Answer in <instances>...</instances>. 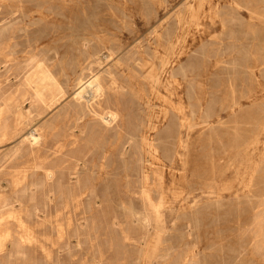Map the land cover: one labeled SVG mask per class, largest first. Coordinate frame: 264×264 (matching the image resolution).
<instances>
[{
  "label": "rangeland",
  "instance_id": "obj_1",
  "mask_svg": "<svg viewBox=\"0 0 264 264\" xmlns=\"http://www.w3.org/2000/svg\"><path fill=\"white\" fill-rule=\"evenodd\" d=\"M0 1V115L9 128L0 137V264H264V0H210L212 11L193 17L195 0ZM162 57L167 74L187 70L176 150L166 137L172 114L156 122L176 100L151 96L148 77L151 69L168 77ZM39 63L53 71L56 98L24 82ZM91 79L109 104L86 107ZM186 93L197 96L199 116ZM109 112L115 120L106 126ZM144 135L166 165L148 172L156 187L165 181L157 210L135 190L148 162ZM46 160L59 167L51 181Z\"/></svg>",
  "mask_w": 264,
  "mask_h": 264
},
{
  "label": "bare ground",
  "instance_id": "obj_2",
  "mask_svg": "<svg viewBox=\"0 0 264 264\" xmlns=\"http://www.w3.org/2000/svg\"><path fill=\"white\" fill-rule=\"evenodd\" d=\"M194 1V0H193ZM1 2V1H0ZM187 2V1H186ZM196 4H199L198 6H193V5H190L188 7V11L189 13L192 15L193 17V14L194 16L196 15L195 13H199L203 10L204 7H206L207 5H209V10H211V2L210 0H195ZM210 2V3H209ZM216 2V1H215ZM2 3V2H1ZM117 3V2H116ZM185 3V2H184ZM193 3V2H192ZM5 4V3H4ZM65 4V3H64ZM222 4V3H221ZM2 6V4H1ZM187 6V5H186ZM214 6V5H212ZM216 6V5H215ZM218 6V5H217ZM222 6V5H221ZM20 8V7H19ZM215 8V7H214ZM213 8V9H214ZM120 9V8H119ZM218 9V8H217ZM212 11V10H211ZM210 12V11H209ZM216 13V12H215ZM203 14V13H202ZM0 16H2V12L0 10ZM190 16V15H189ZM199 16V15H198ZM45 17V16H44ZM178 17V16H177ZM15 18V17H14ZM190 18V17H189ZM198 18V17H197ZM46 19V17L44 18ZM178 25H180V28L182 27V24H181V21H180V18H178ZM257 19V18H256ZM43 20V19H42ZM177 20V19H176ZM184 22V21H183ZM163 23V22H162ZM185 23V22H184ZM185 25V24H184ZM186 29V28H185ZM26 30V29H25ZM24 30V31H25ZM183 30V29H182ZM177 40V43L179 44L181 42V38H178L176 39ZM184 41V39H183ZM11 42V41H10ZM89 43V42H88ZM106 44V43H105ZM176 45V44H175ZM86 46V45H85ZM9 46L6 45V48L8 49ZM89 48V47H88ZM105 49V48H104ZM169 49L172 50L173 49V45L170 44L169 45ZM86 51V50H85ZM173 51V50H172ZM177 51V50H176ZM92 52V51H91ZM91 52H88L87 55L89 56L90 59H92L90 56L91 55ZM94 53V52H92ZM182 52H181V49L179 48V52L177 53L176 56H179L181 55ZM48 55V54H47ZM175 55V54H174ZM11 56V55H10ZM1 57V56H0ZM103 57V56H102ZM107 57V56H105ZM5 60L6 58L8 59L9 57L7 56H4ZM95 58V57H94ZM159 58V57H158ZM44 59V58H43ZM46 59V58H45ZM110 60V59H109ZM167 57H162L161 58V72H162V75H166L167 74V67L168 65L170 64L169 61L167 60ZM171 60V59H170ZM40 61V60H39ZM92 61V60H91ZM98 61V60H97ZM14 62V61H13ZM5 63H9L7 61H5ZM37 63V62H36ZM97 63V62H96ZM40 64V63H39ZM43 64V63H42ZM5 67H6V64H4ZM11 65V64H9ZM35 65V64H34ZM98 65V64H97ZM152 65V64H151ZM29 66V65H28ZM160 66V65H159ZM173 66V65H172ZM33 67V66H32ZM31 67V68H32ZM120 67V66H119ZM7 68V67H6ZM36 68V67H35ZM51 68V67H50ZM81 68V67H80ZM106 69V68H105ZM155 69V68H154ZM173 69V68H172ZM9 70V69H8ZM33 70V69H32ZM52 70V69H51ZM49 68H48V65L44 64V65H39L38 66V70H36V72L28 79H26V86L27 88L29 89V91H32L34 94H36L37 96H40V97H47V98H56V94H60V93H57L58 92V86L57 84L55 83V80L53 79L52 77V72ZM29 71V70H28ZM99 71V70H98ZM160 71V70H158ZM30 72V71H29ZM100 73V72H99ZM159 74V73H158ZM26 75V74H25ZM64 75V74H63ZM149 75V76H148ZM148 77H150L151 79V83H150V88H151V96H154V98H157L158 95H161L160 93L161 92H166L168 94H170L172 97L175 98L176 100V105H174L173 103V107L170 109V110H166V109H161V111L158 113V115L156 116V122H163L164 120H167L168 117L170 116V114H172V122L174 123L173 126L171 128H169V130L167 131V134H166V137L170 140V143L174 146V149L176 148L175 146L178 145V148L180 146V143H181V138H180V128H183L185 125H184V119L186 117V111L184 109V105L186 103L185 101V98L184 97H181L179 96V94H181L183 92V88H184V84L187 83V70H183V72L181 71L180 74L178 73L177 75L175 74H167L168 77H169V80L166 78V79H163L161 80V77H159V75H157L155 73V70L151 69L148 73ZM166 75V76H167ZM74 76V75H73ZM93 77V76H92ZM6 78V77H5ZM95 78V77H94ZM98 78V77H97ZM108 78H111V77H108ZM23 79V78H22ZM101 79V78H100ZM148 79V78H147ZM149 79V80H150ZM3 80V79H2ZM57 80V79H56ZM110 80V79H109ZM88 81V80H87ZM102 81V80H101ZM105 81V80H103ZM108 81V79H107ZM80 82V81H79ZM82 82V81H81ZM111 85L109 87V90L112 91L113 93L111 94L113 97H116L117 94H120L119 93V90L122 89L120 88L119 85L116 84L115 80L113 79L111 81ZM83 84V83H82ZM88 84V83H87ZM71 85V84H70ZM4 86V85H3ZM21 86V85H20ZM79 87H81L80 85H78ZM104 86V85H103ZM97 79H94L92 80L91 79V82L89 83L88 85V88H86V91L87 89H89L91 91V93H88L86 98L84 99L85 101V105L87 108H89L91 106V104H95L96 103V100L98 101L100 98H103V102H106L108 103V97H107V94H106V90L104 89L103 87ZM78 87V89H79ZM108 87V86H107ZM26 88V87H25ZM88 90V91H89ZM24 91V90H23ZM82 91V89L80 90ZM85 91V89H84ZM89 91V92H90ZM121 91V90H120ZM161 91V92H160ZM194 91V89H193ZM150 92V91H149ZM160 92V93H159ZM195 92V91H194ZM81 93V92H80ZM84 93V92H82ZM82 93L81 94H78L77 95V101H80L82 98H84V96H82ZM109 93V92H108ZM122 94V93H121ZM120 94V95H121ZM187 94V93H186ZM28 95V94H27ZM86 95V94H84ZM163 95V94H162ZM167 95V94H166ZM29 96V95H28ZM58 96V95H57ZM150 96V95H149ZM144 97L145 95L143 94L142 92V95H141V99L143 98L144 100ZM166 97V96H165ZM188 100V104L190 105V108L189 110L191 111V113L193 115H196V116H199V114L202 113V108L199 107V104L196 103V101L198 100L197 99V96H196V99H195V95L194 96H189L188 94L185 96ZM152 99V98H151ZM159 99V98H157ZM168 99V98H167ZM4 100V99H3ZM3 100H1L3 102ZM162 100V99H161ZM193 101H195V103H193ZM53 102V101H52ZM56 102V101H55ZM89 102H91L89 104ZM160 102V101H159ZM167 102V101H165ZM98 103V102H97ZM153 103V102H152ZM162 103V101H161ZM164 103V102H163ZM170 103V102H169ZM102 104V103H101ZM109 104V103H108ZM148 107L150 106V100H147L146 103H145ZM1 105V104H0ZM83 105V104H82ZM171 105V104H170ZM94 106V105H93ZM116 106V105H115ZM146 106V107H147ZM169 106V105H168ZM3 107V106H2ZM5 107V106H4ZM67 107V106H66ZM79 107V106H78ZM85 107V106H84ZM100 107V106H99ZM11 108V107H10ZM113 108V107H112ZM118 108V107H117ZM116 108V109H117ZM9 109V108H8ZM82 109H83V106H82ZM85 109V108H84ZM202 109V110H201ZM96 110V109H95ZM99 110V108H98ZM8 111V110H7ZM10 111V110H9ZM81 111V110H80ZM79 111V112H80ZM92 111V110H91ZM118 111V110H117ZM15 112V111H14ZM12 113V112H11ZM82 113V112H80ZM85 114V113H84ZM87 114V112H86ZM106 114V113H105ZM9 115V114H8ZM51 115V114H50ZM95 115V114H94ZM151 115V113H150ZM16 116V115H15ZM79 116V115H78ZM98 116V115H97ZM152 116V115H151ZM34 117V116H33ZM56 117V116H55ZM104 117V115H103ZM4 118V117H3ZM20 118V115L18 114L17 117H15V126L17 125V122ZM48 118V117H47ZM82 118V117H81ZM100 118V117H99ZM76 119V118H75ZM101 119V118H100ZM10 120V119H9ZM12 120V118H11ZM39 120V119H38ZM79 120V119H78ZM102 121H104L103 119H101ZM115 120V115L111 112H109V120H107L104 124H109L110 122L114 121ZM186 120V119H185ZM6 121V120H5ZM89 121V120H88ZM74 122V120H73ZM75 123V122H74ZM77 123V122H76ZM178 123V124H177ZM22 124V123H21ZM27 124V123H26ZM69 124V123H68ZM89 124V123H88ZM77 125V124H76ZM156 125V124H155ZM20 126V125H18ZM38 126V125H37ZM110 126V124L108 125ZM75 127V126H74ZM16 128V127H15ZM18 128V127H17ZM88 129V128H87ZM155 129V126H154V123H153V120L152 118H149L148 120V126H147V133L149 132H152L154 131ZM12 130V129H10ZM182 130V129H181ZM33 131V130H32ZM39 131V130H38ZM24 132V131H23ZM79 132V131H78ZM46 133V131H45ZM37 134V132H36ZM39 134V133H38ZM9 135V128L8 126H6V124H3L2 125V117L0 115V137L2 139L4 138H7V136ZM11 135V134H10ZM42 135V134H40ZM37 136V135H36ZM84 136V135H83ZM182 136V135H181ZM10 137V136H9ZM44 137V135H43ZM58 137V136H57ZM14 138V137H13ZM28 138H29V141L32 142L34 145L38 143V138L35 137V134L34 133H31L30 135H28ZM50 138V137H48ZM59 138V137H58ZM118 138V137H117ZM8 139V138H7ZM57 139V138H56ZM55 139V140H56ZM149 139V138H148ZM146 138V136L144 135L142 137V141H141V150H143L144 153H146V158L148 159V162L146 161L147 163V166H144L143 168V171L141 172V175L139 176L140 180L139 182L135 180V190L136 189H140L141 191V198L142 200L144 201V203L150 207V208H153L154 210H157L158 208H160L161 206H163L164 204V194H163V190H164V185H165V181L162 180V178L160 179V183L158 184V187H156L155 185H153V182L154 181H151V176L149 175V171L150 173H154L155 170L153 166V163H156L157 165H162L163 167H165L166 169V165H164V163L161 161V153L159 152L158 150V146L157 145H153L151 144L150 140H148ZM45 140V138H44ZM7 141V140H6ZM42 141V140H41ZM40 141V142H41ZM46 141V140H45ZM49 141V139H48ZM53 141V140H52ZM2 142V141H0ZM47 142V141H46ZM55 142V141H54ZM75 142V141H74ZM31 143V144H32ZM91 143V142H89ZM184 143V142H183ZM40 144V143H39ZM116 144V143H115ZM118 144V143H117ZM87 145V144H86ZM97 145V144H96ZM16 146V145H15ZM39 146V145H38ZM42 146V145H41ZM24 147V146H23ZM87 147V146H86ZM182 148V147H181ZM41 149V148H40ZM43 149V148H42ZM54 150V149H53ZM60 150V149H59ZM64 150V149H63ZM176 150V149H175ZM173 150V153L174 151ZM40 151V150H39ZM58 151V150H57ZM60 152V151H58ZM109 153H111V151L109 150L108 151ZM176 152V151H175ZM3 153V152H2ZM31 153V152H30ZM178 153V152H177ZM33 154V153H32ZM31 154V155H32ZM57 154V152L55 153ZM37 155V154H36ZM38 156V155H37ZM33 157V156H32ZM144 157V156H143ZM173 157V156H172ZM34 158V157H33ZM138 158V157H136ZM179 159L178 160H173L171 161L170 163L171 164H175L176 161L177 162H182L183 161V158H181V156L178 157ZM140 158H138L137 160H139ZM39 161V160H38ZM41 161V160H40ZM150 161V162H149ZM37 162V160H36ZM44 162V161H43ZM40 164V162H39ZM76 164V163H75ZM43 166V172H44V178L46 181H51L54 177V173H56L57 171L53 172V170L55 168H57L58 164H56L57 167H55L53 170H51V166H49L47 164V160H46V164L43 163L41 164ZM52 165V164H51ZM8 166V165H7ZM33 166V165H32ZM60 166V164H59ZM41 167V166H40ZM61 167V166H60ZM35 168V167H34ZM64 168V167H63ZM29 169V168H28ZM31 169V168H30ZM59 169V167H58ZM42 170V169H41ZM63 171V169H61ZM85 170V169H84ZM160 170V168H159ZM16 172V171H15ZM42 172V171H41ZM158 172V171H156ZM28 173V172H27ZM26 172L24 174H27ZM61 173V171H60ZM160 173V172H159ZM101 174V173H100ZM99 174V175H100ZM140 174V173H139ZM156 174V173H155ZM158 174V173H157ZM162 174V177L165 178V172L163 173H160ZM104 175V174H103ZM33 176V175H32ZM161 176V175H160ZM25 179V178H24ZM21 180V179H20ZM76 180V179H75ZM24 181H22L23 183ZM21 183V182H19ZM18 183V184H19ZM21 183V184H22ZM61 183V182H60ZM15 184V183H14ZM25 184V183H24ZM46 184V183H45ZM90 185V184H89ZM14 186V185H13ZM17 186V185H16ZM19 186V185H18ZM91 186V185H90ZM26 187V186H25ZM59 187V186H58ZM245 187V186H243ZM16 188V187H14ZM37 189V188H36ZM61 189V188H60ZM16 190V189H15ZM156 190L157 193H158V198L155 199L153 198V191ZM13 191V190H12ZM58 191V190H57ZM60 191V190H59ZM24 192V191H23ZM23 194V193H22ZM14 196H16L14 194ZM13 196V197H14ZM84 196V195H83ZM50 198V197H49ZM75 197H72V200H74ZM15 201V200H14ZM32 201V200H31ZM13 204V202H12ZM14 205V204H13ZM18 205V204H17ZM16 205V206H17ZM20 205V204H19ZM48 205V204H47ZM69 204L66 202L65 203V207H67ZM72 205V204H71ZM86 205V204H85ZM21 206V205H20ZM45 206V205H44ZM64 206V205H63ZM94 206V205H93ZM12 208V207H10ZM18 208V207H17ZM34 209V208H33ZM32 209V210H33ZM19 210V209H18ZM17 211V210H16ZM8 212V211H7ZM45 212V211H44ZM12 214V213H10ZM9 215V214H8ZM7 215V216H8ZM57 216V215H56ZM13 217V216H12ZM10 218V217H8ZM14 218V217H13ZM54 218V217H53ZM12 220V219H10ZM36 220V219H35ZM140 220L146 222L147 221V216H142V218H140ZM14 221V219L12 220ZM41 221V220H40ZM20 222V221H18ZM41 223V222H40ZM18 224V223H17ZM22 227V226H21ZM32 229V228H31ZM59 229V228H58ZM21 230V229H20ZM16 231V230H15ZM27 231V229H26ZM25 231V232H26ZM24 232V231H23ZM8 234V233H7ZM6 236V235H5ZM27 236V234H26ZM9 237V236H8ZM22 237V236H21ZM28 237V236H27ZM32 237V236H31ZM30 237V238H31ZM29 239V238H28ZM20 240V239H19ZM24 240V239H23ZM25 241V240H24ZM19 242V241H18ZM23 242V241H22ZM24 243V242H23ZM26 243V241H25ZM4 244V243H3ZM20 244V243H19ZM9 245V244H8ZM11 249V248H10ZM18 254V253H17Z\"/></svg>",
  "mask_w": 264,
  "mask_h": 264
}]
</instances>
